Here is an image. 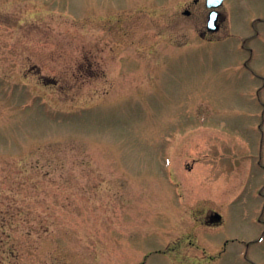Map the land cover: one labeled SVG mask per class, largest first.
Instances as JSON below:
<instances>
[{
  "label": "rangeland",
  "instance_id": "374dc122",
  "mask_svg": "<svg viewBox=\"0 0 264 264\" xmlns=\"http://www.w3.org/2000/svg\"><path fill=\"white\" fill-rule=\"evenodd\" d=\"M217 10L0 0V264H264L261 9Z\"/></svg>",
  "mask_w": 264,
  "mask_h": 264
},
{
  "label": "flooded vegetation",
  "instance_id": "af4514ba",
  "mask_svg": "<svg viewBox=\"0 0 264 264\" xmlns=\"http://www.w3.org/2000/svg\"><path fill=\"white\" fill-rule=\"evenodd\" d=\"M245 1L246 5L258 3L261 9L259 12H252L242 25L239 24L238 44L240 49L249 54V58L244 62L245 67L248 69L247 65L250 63V59L253 58L254 50L257 47L264 48V0H240V3H245ZM220 17V14H218V22ZM252 74L255 75L256 73L252 72Z\"/></svg>",
  "mask_w": 264,
  "mask_h": 264
},
{
  "label": "water",
  "instance_id": "95a60500",
  "mask_svg": "<svg viewBox=\"0 0 264 264\" xmlns=\"http://www.w3.org/2000/svg\"><path fill=\"white\" fill-rule=\"evenodd\" d=\"M223 0H206V5L207 7L211 8V7H218L219 5H221ZM185 13H189V11H186ZM219 25L217 23V12L216 11H211L209 13V17H208V23H207V29L209 31H216L218 30ZM221 219V216L217 213H213L210 215V222H218Z\"/></svg>",
  "mask_w": 264,
  "mask_h": 264
}]
</instances>
